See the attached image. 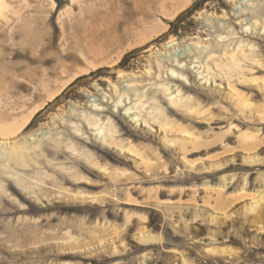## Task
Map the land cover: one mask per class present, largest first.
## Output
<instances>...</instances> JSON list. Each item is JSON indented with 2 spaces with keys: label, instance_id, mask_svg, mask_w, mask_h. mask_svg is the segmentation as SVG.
I'll return each mask as SVG.
<instances>
[{
  "label": "rangeland",
  "instance_id": "obj_1",
  "mask_svg": "<svg viewBox=\"0 0 264 264\" xmlns=\"http://www.w3.org/2000/svg\"><path fill=\"white\" fill-rule=\"evenodd\" d=\"M5 2L0 264H264V0Z\"/></svg>",
  "mask_w": 264,
  "mask_h": 264
},
{
  "label": "bare ground",
  "instance_id": "obj_2",
  "mask_svg": "<svg viewBox=\"0 0 264 264\" xmlns=\"http://www.w3.org/2000/svg\"><path fill=\"white\" fill-rule=\"evenodd\" d=\"M7 6L8 5H7V2H5V0H0V16L4 15V11L7 9ZM257 72H260V70H258ZM237 86L238 85H236V84H233V85L229 86L230 87L229 93H230V96H231V100H232L233 96L235 97L234 99L237 100L235 105L238 107V105H240V103H241V97H240L239 91L237 90ZM28 121H29V116H27L25 118H22L20 122H17V121L16 122H10V123L1 122L0 123V139H2L4 141H7V140H10L12 138H15L17 135H19L22 132V130H24V128L26 127V124L28 123ZM134 121H136V120H134ZM159 127L162 129L164 135L174 131L173 130L174 129V125L173 124L171 126H168V127H165L164 124H160ZM179 128L181 129V127H179ZM147 135H148L149 138L152 137V139H153V137H156V135H154V134H147ZM31 151L32 150H31V148L29 146H22L20 144L18 146L17 145L10 146V147H8V149L6 151L5 163H3V164H5V167H8L10 162L15 163V164H19V165H25V164H27V162H29V160L31 162V160L34 159V157L31 156ZM129 151L135 153V155H138V151H134V150H131V149H129ZM4 154H3V156H4ZM121 160L123 161V159H121ZM121 160H119V162H122ZM7 164H8V166H7ZM3 172H4V170H3ZM86 173H88L89 175L93 176L92 173H89V172H86ZM64 182L65 183H69V180L68 179H64ZM82 183H83V181H77V183L72 184V185L75 186V187H78L79 185H82ZM6 186H7V189L12 194L17 195L19 197V199H21L23 201H26V199L28 198L26 196V191L29 189L28 188L29 186H28V183L26 181H21V180L17 181V182L10 181V182H7ZM0 202H3V203L8 202V199L5 196L1 195V193H0ZM12 207H13V211L12 212H19L20 211V209H17L13 205H12ZM30 209H31V207L29 206V208L26 209V210L29 211Z\"/></svg>",
  "mask_w": 264,
  "mask_h": 264
}]
</instances>
